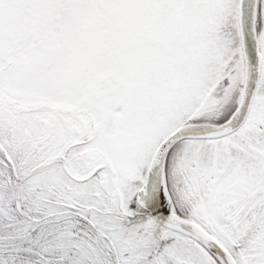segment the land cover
<instances>
[{"label": "snow or ice", "instance_id": "obj_1", "mask_svg": "<svg viewBox=\"0 0 264 264\" xmlns=\"http://www.w3.org/2000/svg\"><path fill=\"white\" fill-rule=\"evenodd\" d=\"M0 264H264V0H0Z\"/></svg>", "mask_w": 264, "mask_h": 264}]
</instances>
